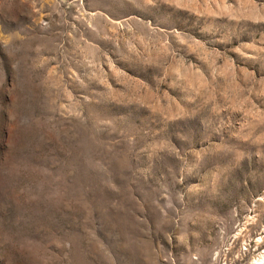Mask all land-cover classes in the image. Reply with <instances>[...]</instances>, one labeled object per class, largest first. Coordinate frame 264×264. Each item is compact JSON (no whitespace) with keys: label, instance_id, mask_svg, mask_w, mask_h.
<instances>
[{"label":"rangeland","instance_id":"rangeland-1","mask_svg":"<svg viewBox=\"0 0 264 264\" xmlns=\"http://www.w3.org/2000/svg\"><path fill=\"white\" fill-rule=\"evenodd\" d=\"M264 0H0V264H256Z\"/></svg>","mask_w":264,"mask_h":264},{"label":"bare ground","instance_id":"bare-ground-1","mask_svg":"<svg viewBox=\"0 0 264 264\" xmlns=\"http://www.w3.org/2000/svg\"><path fill=\"white\" fill-rule=\"evenodd\" d=\"M256 264H264V256L259 258Z\"/></svg>","mask_w":264,"mask_h":264}]
</instances>
